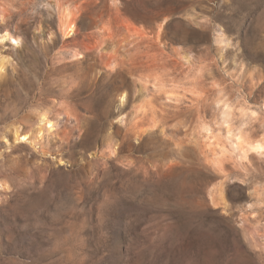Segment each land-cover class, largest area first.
<instances>
[{
	"label": "rangeland",
	"instance_id": "374dc122",
	"mask_svg": "<svg viewBox=\"0 0 264 264\" xmlns=\"http://www.w3.org/2000/svg\"><path fill=\"white\" fill-rule=\"evenodd\" d=\"M7 32L0 264H264V0H0Z\"/></svg>",
	"mask_w": 264,
	"mask_h": 264
},
{
	"label": "bare ground",
	"instance_id": "6f19581e",
	"mask_svg": "<svg viewBox=\"0 0 264 264\" xmlns=\"http://www.w3.org/2000/svg\"><path fill=\"white\" fill-rule=\"evenodd\" d=\"M67 10V9H66ZM69 11V10H68ZM68 18H69V15H68V12H67V14L66 15H64L63 14V16H62V18H61V29H62V34H63V37H70V36H72V35H74L75 34V25H74V22L73 21H69L68 20ZM165 22V21H164ZM161 27L162 26H160L159 27V30L161 29ZM108 29V31H110L109 30V28H106V27H104V32L106 31ZM0 42L2 43V44H5L6 42H11L12 44H14V45H16L17 43H19V41L17 40V39H15V37L11 34V33H9V32H7L5 35H3V36H1L0 37ZM75 58H78L79 60H82V59H84V58H86V56H84L83 55V53H77L75 56H74ZM2 64H0V66H1ZM115 67H116V65H112L111 66V71L112 72H109L107 69V71H106V74H108L109 76H112L113 75V77L115 78V76H114V74H113V72H114V69H115ZM1 69V68H0ZM90 69H92V67L90 68ZM117 75V74H116ZM117 77H118V75H117ZM141 87V86H140ZM139 87V88H140ZM142 87H143V85H142ZM138 88V87H137ZM144 87L143 88H141L140 89V93H142L143 94V92H144ZM144 97V96H143ZM126 101H127V95L124 93V94H122L121 95V97H120V105H123L124 106V104L126 103ZM223 108H222V110H221V112H220V116L222 117V119L221 120H223V123L224 124H226V125H224L223 123V125L224 126H227V124L229 123V120H230V118L232 119V117H231V111H233V110H231V108H230V106H227V105H225V106H222ZM34 121V120H33ZM231 122V121H230ZM230 124V123H229ZM29 126V125H28ZM53 127H54V124H53V122H52V120H51V116H50V110L49 109H46V108H44V109H41L38 113H37V116H36V118H35V121L32 123V124H30V130L27 132L26 131V133L23 135L22 133H21V128L20 127H18V126H14L13 128H11L9 131H10V135H12L13 136V138H14V140L13 141H15V142H20V141H22V142H27V143H29L33 148H35V147H37L38 145H39V143H40V141L42 140L41 138H43L44 136H45V134H47V133H50L51 134V132L53 131ZM204 129V128H203ZM207 128L205 127V131L203 132V130H201L202 132L200 133V137H201V139L202 140H204V141H206V142H209V145H210V147H212L213 145H214V147L215 146H217V145H215L214 144V141H213V143L211 142L212 140H217L216 138L217 137H215V138H213V136H211V134H212V132H211V134H210V130H206ZM229 131V130H228ZM47 132V133H46ZM232 132V131H231ZM229 134V137L231 136L232 137V135L234 136V137H232L233 139L234 138H236L235 137V133H233V134H231L230 132H228ZM6 134V133H5ZM4 134V135H5ZM231 134V135H230ZM228 135H227V137H228ZM236 136H237V138L235 139V141H236V143L238 142L239 144H241L240 142H242V137H241V135L240 136H238L237 134H236ZM228 137V138H229ZM230 137V138H231ZM231 138V139H232ZM232 139V140H233ZM203 141V142H204ZM9 142V141H8ZM234 143V142H233ZM236 143H234V145L236 144ZM205 144V143H204ZM216 144H219V142H218V140H217V142H216ZM261 144V143H260ZM208 146V145H207ZM219 146L220 145H218L216 148L219 150ZM209 147V146H208ZM221 147V146H220ZM239 148V145H237L236 146V148ZM240 148H241V146H240ZM258 151H263L264 150V145H260L258 148H256ZM211 151V150H210ZM214 152H216V151H214ZM221 152V151H220ZM213 204L216 206V205H218V203H216L215 201H213Z\"/></svg>",
	"mask_w": 264,
	"mask_h": 264
},
{
	"label": "water",
	"instance_id": "95a60500",
	"mask_svg": "<svg viewBox=\"0 0 264 264\" xmlns=\"http://www.w3.org/2000/svg\"><path fill=\"white\" fill-rule=\"evenodd\" d=\"M163 23H164V20L160 24L155 23L154 24L155 30H159V27L162 26ZM87 30H90L94 33H102V32H104L103 23L102 22L94 23L91 26V28H89ZM120 107H122V105L119 106L118 109H120V110L118 112V115L115 116V118L113 120L117 124H122L123 119H124V112L121 110ZM207 191H208V196H209V203L214 205L213 201H215L216 203H218V205H221L220 198L218 196V192H217V188H216V182H211L207 187ZM218 205H216V206H218Z\"/></svg>",
	"mask_w": 264,
	"mask_h": 264
}]
</instances>
